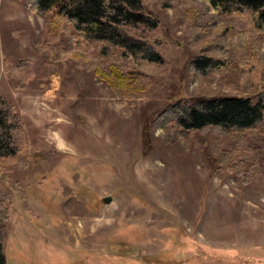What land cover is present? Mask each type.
<instances>
[{
	"label": "rangeland",
	"instance_id": "1",
	"mask_svg": "<svg viewBox=\"0 0 264 264\" xmlns=\"http://www.w3.org/2000/svg\"><path fill=\"white\" fill-rule=\"evenodd\" d=\"M162 1L144 0L156 27H129L167 65L148 66L146 90L120 100L94 73L98 45L78 53L63 20L0 0V96L23 124L20 160L0 158L5 264H264V114L244 132L142 135L175 101L256 100L264 37L238 6ZM199 55L223 64L191 70Z\"/></svg>",
	"mask_w": 264,
	"mask_h": 264
},
{
	"label": "trees",
	"instance_id": "2",
	"mask_svg": "<svg viewBox=\"0 0 264 264\" xmlns=\"http://www.w3.org/2000/svg\"><path fill=\"white\" fill-rule=\"evenodd\" d=\"M206 1L219 14L231 13L236 6L246 9L248 27L264 37V0ZM160 3V7L169 5L165 0ZM25 5L36 15H52L70 25L69 38L78 53H82L85 46L98 45L104 67L97 66L94 73L120 100L146 90L138 75L148 76V66L163 68L167 65L148 39L129 27L137 24L156 27L155 17L144 11V0H25ZM105 58L113 59L105 64ZM222 64V60L211 55H199L190 60L189 68L207 73ZM252 68L248 69L249 72ZM261 90L256 100L249 96H212L191 103L175 101L166 104L156 116L148 119L142 135L145 137L148 130L166 129L169 125L176 128L177 137L208 126L247 131L263 118L264 86ZM22 136L23 124L18 114L0 96V158L8 162L19 161L17 152L22 147ZM2 181L9 187L14 186L6 176ZM0 264H5L2 247Z\"/></svg>",
	"mask_w": 264,
	"mask_h": 264
},
{
	"label": "water",
	"instance_id": "3",
	"mask_svg": "<svg viewBox=\"0 0 264 264\" xmlns=\"http://www.w3.org/2000/svg\"><path fill=\"white\" fill-rule=\"evenodd\" d=\"M111 201V197H104L103 202L104 203H109Z\"/></svg>",
	"mask_w": 264,
	"mask_h": 264
}]
</instances>
